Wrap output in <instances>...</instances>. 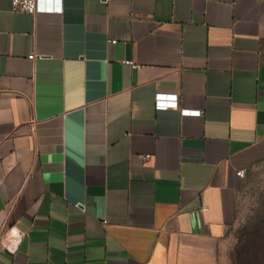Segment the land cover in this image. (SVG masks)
Instances as JSON below:
<instances>
[{
  "label": "crops",
  "instance_id": "1",
  "mask_svg": "<svg viewBox=\"0 0 264 264\" xmlns=\"http://www.w3.org/2000/svg\"><path fill=\"white\" fill-rule=\"evenodd\" d=\"M37 2L0 0V264H227L236 170L264 160V0Z\"/></svg>",
  "mask_w": 264,
  "mask_h": 264
},
{
  "label": "rangeland",
  "instance_id": "2",
  "mask_svg": "<svg viewBox=\"0 0 264 264\" xmlns=\"http://www.w3.org/2000/svg\"><path fill=\"white\" fill-rule=\"evenodd\" d=\"M226 238L227 264H264V160L251 166L241 181L237 216Z\"/></svg>",
  "mask_w": 264,
  "mask_h": 264
},
{
  "label": "built area",
  "instance_id": "3",
  "mask_svg": "<svg viewBox=\"0 0 264 264\" xmlns=\"http://www.w3.org/2000/svg\"><path fill=\"white\" fill-rule=\"evenodd\" d=\"M102 2H106L107 0H100ZM37 0H11V9L16 12H26V13H34L37 10ZM115 42L114 40H111ZM30 59H33L36 56L31 53L27 56ZM122 62L127 64H133L130 60H122ZM135 66V65H133ZM154 106L156 109H166V108H176L179 110L181 115H200L201 110L199 109H191V108H181L178 104V98L176 93L171 92H162L157 91L154 94ZM236 174L239 177L245 176V170L239 169L236 170ZM19 236L15 235V239L18 240ZM6 236H0V244L5 247L7 250L13 251L15 247H12L10 244L8 245L6 242Z\"/></svg>",
  "mask_w": 264,
  "mask_h": 264
},
{
  "label": "trees",
  "instance_id": "4",
  "mask_svg": "<svg viewBox=\"0 0 264 264\" xmlns=\"http://www.w3.org/2000/svg\"><path fill=\"white\" fill-rule=\"evenodd\" d=\"M256 231V230H255Z\"/></svg>",
  "mask_w": 264,
  "mask_h": 264
}]
</instances>
